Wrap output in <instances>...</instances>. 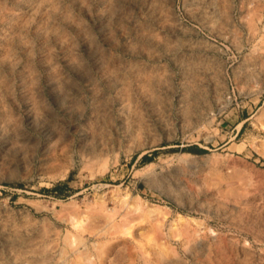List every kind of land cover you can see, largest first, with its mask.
<instances>
[{
	"label": "rangeland",
	"instance_id": "obj_1",
	"mask_svg": "<svg viewBox=\"0 0 264 264\" xmlns=\"http://www.w3.org/2000/svg\"><path fill=\"white\" fill-rule=\"evenodd\" d=\"M0 264H264V0H0Z\"/></svg>",
	"mask_w": 264,
	"mask_h": 264
},
{
	"label": "bare ground",
	"instance_id": "obj_2",
	"mask_svg": "<svg viewBox=\"0 0 264 264\" xmlns=\"http://www.w3.org/2000/svg\"><path fill=\"white\" fill-rule=\"evenodd\" d=\"M242 125H243V123H241L239 127H241ZM239 129H240V128H239Z\"/></svg>",
	"mask_w": 264,
	"mask_h": 264
}]
</instances>
